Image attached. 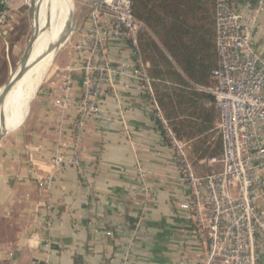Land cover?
Listing matches in <instances>:
<instances>
[{
	"label": "crops",
	"instance_id": "crops-1",
	"mask_svg": "<svg viewBox=\"0 0 264 264\" xmlns=\"http://www.w3.org/2000/svg\"><path fill=\"white\" fill-rule=\"evenodd\" d=\"M254 1L230 0L241 14L250 12ZM39 18L33 0H0V73H5L0 87L12 66L10 31L25 23L14 69ZM254 39L264 49V32ZM62 45L28 106L14 117L5 115V128L20 123L0 143V264H193L198 240L177 206L186 189L153 115L155 100L118 80L100 103L117 121L88 123L77 141L81 73L74 69L73 45ZM130 54L124 41H110V59L128 60ZM57 153L60 165L52 161ZM73 157L81 166L70 163ZM48 176L52 184L45 191L39 180ZM258 252L264 264V244Z\"/></svg>",
	"mask_w": 264,
	"mask_h": 264
},
{
	"label": "built area",
	"instance_id": "built-area-1",
	"mask_svg": "<svg viewBox=\"0 0 264 264\" xmlns=\"http://www.w3.org/2000/svg\"><path fill=\"white\" fill-rule=\"evenodd\" d=\"M263 13L264 0H255L246 14L235 11L230 0H214L217 63L208 92L218 113L222 152L207 158L220 167L205 174L195 171L185 143L172 131L157 102L149 63L139 45L146 26L133 15L132 0L92 3L88 26L74 48V69L81 73L77 141L88 123L117 121L100 103L108 89L115 90L118 80L155 100L153 115L163 128L186 189L177 206L186 213L198 240L193 264H260L258 249L264 244V49L255 46L254 38L264 32ZM111 40L124 41L130 59H110ZM62 159L57 153L52 161L60 165ZM70 163L81 166L78 157ZM51 184L49 176L39 180L45 191ZM52 225L49 214L45 223L48 232ZM44 242L48 249L50 237Z\"/></svg>",
	"mask_w": 264,
	"mask_h": 264
},
{
	"label": "trees",
	"instance_id": "trees-1",
	"mask_svg": "<svg viewBox=\"0 0 264 264\" xmlns=\"http://www.w3.org/2000/svg\"><path fill=\"white\" fill-rule=\"evenodd\" d=\"M132 2L133 15L146 26L139 35V45L149 61L155 97L164 118L181 139L193 141L197 138L198 141L209 132L218 137L219 152L206 145L198 157L219 156L222 141L216 126L218 113L207 91L211 71L217 63L214 11L211 10L214 0ZM175 82L178 84L172 87ZM164 97L169 99L168 103ZM158 127L163 132L159 123ZM196 142H192L190 151L195 154L200 148ZM204 144L201 141V145Z\"/></svg>",
	"mask_w": 264,
	"mask_h": 264
},
{
	"label": "bare ground",
	"instance_id": "bare-ground-1",
	"mask_svg": "<svg viewBox=\"0 0 264 264\" xmlns=\"http://www.w3.org/2000/svg\"><path fill=\"white\" fill-rule=\"evenodd\" d=\"M34 3L35 20L40 18L33 24L32 36H39L26 60L28 66L23 79L17 82L13 70L5 79L2 88L0 87V132L5 128V115L8 112L17 111L26 104L28 106L29 96L35 92L45 77L57 49L64 42L54 29L55 14L60 0H41L40 4L36 1Z\"/></svg>",
	"mask_w": 264,
	"mask_h": 264
},
{
	"label": "rangeland",
	"instance_id": "rangeland-1",
	"mask_svg": "<svg viewBox=\"0 0 264 264\" xmlns=\"http://www.w3.org/2000/svg\"><path fill=\"white\" fill-rule=\"evenodd\" d=\"M25 1L28 4L30 0H25ZM35 1H36L37 4H40L41 3V0H33V3ZM95 1H97V0H76V2H75V15H74V18H73V22H72V25H71V29L70 30H67V32L65 33V30H66L67 25H68L67 23L69 22V13L70 12L72 13V6H71V0H60L59 7H58V9L56 11V14H55V25H54V29L59 33V35L61 36L62 40H64L62 47L65 46L66 44L67 45H73L74 40H75V38L77 36V33L80 31V28L85 23H87L88 15L90 13V6ZM211 10L214 11V4H213V7L211 8ZM210 19H211V16H210ZM24 31H25V23L22 22V24H19L16 29H12L10 31L11 33L8 36V38H9V41H8V43H9V49H8V53H7V56H8L7 63H9L12 66L15 63V53L18 51V47L22 44V42L24 40V33H25ZM32 32H33V26L31 27V36H32ZM65 35H67V36L69 35V37H67ZM75 45H73V49L75 48ZM58 50H57V52H58ZM63 54H64L63 52H60L58 54L56 60L59 61L60 59H62ZM143 58H144V56H143ZM4 59H5V57H2V60H1L2 69L4 68V65H5ZM53 60H52L53 62H51L52 63L51 66H50L51 68H53V65L55 63V59L54 58H53ZM144 60L149 63V61L146 60L145 58H144ZM12 66H10L8 68V72L6 74L5 79L7 78V76L9 74H11L13 72L14 69H13ZM149 66H150V64H149ZM4 75H5V73H3L1 71V73H0V80L3 78ZM175 84H178V83L175 82L171 86L172 87H176ZM171 86H169V87H171ZM212 86H213V82L211 80L210 85H209V88H212ZM208 90L209 89H207V91ZM168 100L169 99H167V98L164 97V101H167V103H168ZM19 111L20 110L14 111L13 114H10V115H12L11 117H14L17 114H19L20 113ZM8 113H10V112H8ZM179 139H181V138H179ZM181 140L185 143V149H186L187 157H188L189 161L191 162V164L193 165L195 171L198 174H205V173L210 172L211 170H217V169H219L220 165L218 163H211L207 159L209 157H216L217 155L203 156V158H201V159H199V157H198L199 155H201V152L203 151V149H204V147L206 145H210L211 147H214L216 153H218L219 152V150L217 151L218 142H219L218 137L213 136L209 132V133L203 134L202 138L198 139V141H197V138L195 140H193L195 142L197 141L196 142L197 143L196 145L198 147H200L198 149L199 151L197 152V154L193 153V151L190 152L193 141H187V140H184V139H181ZM201 141L204 142L205 144L204 145H201ZM193 161H196L197 163L195 164Z\"/></svg>",
	"mask_w": 264,
	"mask_h": 264
},
{
	"label": "water",
	"instance_id": "water-1",
	"mask_svg": "<svg viewBox=\"0 0 264 264\" xmlns=\"http://www.w3.org/2000/svg\"><path fill=\"white\" fill-rule=\"evenodd\" d=\"M75 2L76 0H71V6H72V13H71V17L69 18V23L67 25V28L65 30V32H67V30H69L70 26H71V23L73 21V18H74V15H75ZM49 27V26H48ZM38 39V35L37 36H31L29 37L20 57H18L17 61H16V64H15V68H14V76H15V79L17 82H20L23 77H24V71L26 70L27 66L26 65V60L27 58L29 57L33 47H34V44L36 42V40ZM2 88V86H1ZM32 96V97H31ZM34 94L30 95L28 99V101H30L32 98H33ZM23 116V115H22ZM21 116V118H22ZM20 123V121L16 122L15 125H13L12 127H7L5 129H3L1 132H0V143L3 139V137L10 131L12 130L13 128L17 127L18 124Z\"/></svg>",
	"mask_w": 264,
	"mask_h": 264
}]
</instances>
